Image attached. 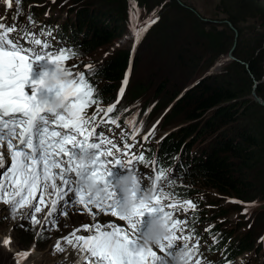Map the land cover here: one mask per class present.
I'll return each instance as SVG.
<instances>
[{
  "label": "rangeland",
  "instance_id": "374dc122",
  "mask_svg": "<svg viewBox=\"0 0 264 264\" xmlns=\"http://www.w3.org/2000/svg\"><path fill=\"white\" fill-rule=\"evenodd\" d=\"M80 1L82 4L89 3L95 8L102 7L100 11H104L106 15H110V8L107 5H113L114 10L118 12L115 16L116 19L112 16L108 17V15L101 19L103 23L106 21V27H116L119 39L113 45L109 44L105 49L97 50L84 59L75 60L77 57L75 56L72 58V64L77 62L81 67L92 65L95 70V66L98 68L101 64L106 63L111 57H115L118 51L127 50L129 59L126 76L130 74V77L126 86L123 98L125 101L122 108L128 109L125 113L131 112L134 114L137 113L138 109L143 110L141 112L142 119L148 118V115L153 116L147 120L146 130L154 124L157 125L165 121V127H159L155 135L166 138V136H170L182 127L192 123L197 125L196 131L200 129L202 133L208 128V123L223 124L224 114H226V118L234 117L236 119L237 123L233 131L236 130L237 125L241 129H245L244 135L240 136V133H238L234 139L228 140V142L246 149L248 152L247 157L239 162V160L232 158L235 154L231 152L226 153L225 156L229 162H233V164L236 162L241 170V172H233L235 175L232 174V176L236 178L237 175V179H239L238 176L243 174L251 182L249 184L252 187L247 192L246 189L242 188L244 192L241 193V196H236L229 189L220 192L210 184L196 180L197 178L194 176L195 167H198L199 163L203 161L204 155L196 161L193 160L188 165L186 164L183 168L184 174H177L173 185H176L179 190L181 188L187 189L190 200L197 205L195 209H189V211H192L194 220L192 225L198 234H202L204 237H216L218 241L225 239L227 236L225 243L243 236L246 240V237L250 234L248 236L249 241L247 243L245 241V245L250 243L249 248L243 246L248 250L247 253L246 251L240 252L234 259L235 263L264 264V245L260 244L256 249V253H253L257 245V238L255 237L252 240L253 235L251 234L252 229L253 233L256 234L264 230V222L262 221L260 222L262 224H260L257 221L261 216L264 217V100L258 96L264 94V61L261 62L262 57L256 61L253 59L254 65L256 67L261 65L262 69V76L258 81L247 72L248 65L246 63L251 54H254L253 58H256L260 55V51L264 49V0H249L248 4L251 8H248V5L247 9L245 8L242 12L238 11L237 6L234 4L236 0ZM252 1L258 2L259 7L258 5L253 6ZM33 3L43 2L23 0L22 8L25 9L24 7L27 5H34ZM68 3L74 6L73 2ZM81 3L76 4L74 7L80 11L86 8L90 9L89 6H82ZM55 7L59 10V7ZM134 8L137 9L139 16L137 19L130 20ZM226 11H229L231 15L227 16ZM150 12L158 15L159 21L152 26L146 37L143 36L140 42L136 43L134 30L141 27L140 21L149 16ZM60 13L65 17L64 20L67 19V13L64 12V9ZM247 13L251 17H238L236 30L235 32L232 31L230 20H235L236 15L242 14L243 16ZM69 16L73 20V16L76 18V13H71ZM124 30H127L128 34ZM88 37L91 38L92 34L84 33V38ZM75 50L71 49V51ZM134 52H136L137 58L134 65H132ZM65 67L71 68L73 72L82 70L72 67L71 60L66 63ZM160 71L163 75L161 77ZM87 76L96 90L104 87V81L96 77L92 78L89 72ZM192 76L197 77L192 80ZM164 79L167 80L164 81ZM139 83L148 89L142 96L131 99V89ZM202 84L209 86L212 90H221L222 92L229 90L230 85L231 90L229 91L232 97L217 106L219 111L216 108V114L211 109L199 114L197 118L187 120L184 114L178 112L185 105V96L192 92L189 98L193 99L195 95L200 93ZM121 85L122 83L118 84L116 92ZM195 86L196 88H193ZM185 93L186 95L182 97ZM157 102L158 104L155 106ZM175 104V108L172 109L171 107ZM95 107H89L86 112L91 114ZM228 107L231 108L224 112ZM164 114L166 115L164 116ZM207 115L209 117L205 119ZM133 116L135 117V115ZM223 126L226 127L225 130L228 127V125ZM216 128L214 127L212 132H208V130L207 132L214 135L219 130ZM195 135L196 133L185 134L183 137L188 136L187 138H190ZM201 140L200 145L203 147L204 144L210 141L209 139L205 141L204 138ZM220 141L219 139L216 140L215 145L217 147L213 152L220 149L222 143ZM253 161L256 162L254 165H252ZM231 165L227 167L230 168ZM173 170L174 168H171V174ZM229 172L232 173L231 170ZM1 174L2 169H0ZM190 174L193 176L192 179L188 178ZM175 198L180 200L181 204L184 203V200L180 199L178 195H175ZM232 201H237V203ZM77 211L78 207L73 208L69 216L61 217L57 215L56 226L53 227L49 224L47 230H45L44 227L32 224L28 219L22 218V214L26 215V210L22 209L13 213L9 206L0 202V241L5 237L12 238L10 247L0 244V264H21L20 259L28 254L41 256L38 261L39 264H72L70 259L65 256L70 246L66 252L61 253L54 249V245L57 241L62 240V237L72 232L80 223L92 222L91 216L86 211L79 215L76 214ZM93 211L95 210L93 209ZM42 214L36 215L39 217ZM75 216L80 217L78 223L74 221ZM107 219V217H97L100 222ZM251 223H254L252 229L250 228ZM227 231H230V233L227 234ZM35 240L38 241L39 246L34 245ZM192 241L195 242V239L189 243L191 244ZM201 246L203 245L201 244ZM200 258L205 260L208 256L203 253ZM192 264H195L194 259Z\"/></svg>",
  "mask_w": 264,
  "mask_h": 264
},
{
  "label": "snow or ice",
  "instance_id": "6c2138e0",
  "mask_svg": "<svg viewBox=\"0 0 264 264\" xmlns=\"http://www.w3.org/2000/svg\"><path fill=\"white\" fill-rule=\"evenodd\" d=\"M13 3L18 5L19 0H7L6 7L12 8ZM138 16L134 8L130 20ZM158 21L156 14L141 20V27L134 30L135 42L139 43ZM15 28V24L7 25L4 18H0V169L4 170L0 175V202L13 213L26 210L22 218L45 230L49 224L56 226L57 215L69 216L73 208L82 206L76 214L86 210L92 222L80 223L54 245L61 253L71 247L72 264H174L179 251L188 252L193 261L199 253V238L193 237L194 228L187 227V216L180 219L174 213L181 209L187 213L197 205L190 199L181 204L173 192L165 190L175 177L166 176L163 168L154 169V179L147 172L138 175L139 164L145 162L146 157L144 151L139 154L131 151L136 146L135 119L125 120L133 126V135L132 142L124 143L123 147L115 142L114 134L110 137L105 136L103 130L97 132L104 125L121 127L120 117L128 109L118 112L116 105L124 98L129 80L122 81L113 104L101 107V97L86 75L74 74L71 68L65 67V61L76 56L74 51L53 46L47 39L42 42L35 38L36 33L10 36ZM40 35H44L43 29ZM26 36L33 39L25 40ZM21 40L38 47L25 46ZM43 60L55 65V70L45 72L39 81L31 80L33 64ZM58 71H64L71 79L54 90L46 89L45 80ZM57 99L68 104L67 113L51 111L50 105ZM92 105L96 106L95 110L88 114L86 109ZM112 113L115 115H110ZM154 128L155 125L143 136V141H148ZM120 139H124L123 133ZM85 155L90 158L89 162L81 164ZM118 166L137 175L141 181L139 195L133 196L135 208L130 216L119 213L125 203L123 190L117 187L119 182L109 179L113 168ZM89 179L100 185L106 197L83 191V183ZM144 179L151 183H143ZM149 188L153 197L146 205L143 197ZM40 213L43 214L37 217ZM100 216H110L124 224L112 220L101 223L97 220ZM145 217H150L146 227ZM153 220H170V237L158 247L146 249L143 238ZM81 232L86 234H78ZM193 239L195 242L190 246ZM178 240L182 241L179 245ZM11 243V237L0 241L5 247H10ZM195 264H201L200 260ZM224 264L231 261L225 257Z\"/></svg>",
  "mask_w": 264,
  "mask_h": 264
},
{
  "label": "trees",
  "instance_id": "16d2710c",
  "mask_svg": "<svg viewBox=\"0 0 264 264\" xmlns=\"http://www.w3.org/2000/svg\"><path fill=\"white\" fill-rule=\"evenodd\" d=\"M38 1L45 3V5L47 7L54 8V6L51 4V3H53V0H38ZM68 2H73V5L76 6V4L81 3V1L79 2V0H61V1L57 0V3H56V6L59 7V10L57 9V11L59 13L62 9H64V12L67 13V19H66V22L64 24V28L66 30H69L71 35L69 38L70 41H69L68 46L66 48L69 50H71V49L75 50L76 49L74 51L76 53V56H77L75 58V60H81V59H84L88 56H91V54H94L97 50L105 49V47H107L109 44L113 45L114 42L117 39H119V36L116 32L117 31L116 27L112 28L108 25L109 24L108 23L107 26L110 27V28H108L105 26L106 21L103 23L101 18L105 17L106 14H104V11H100V9H102V7L101 8H95L89 3L88 4H82L81 3L82 6H84V5L89 6L90 9L86 8V9H83L82 11H80L79 9H76L74 6L71 5V3L69 4ZM248 3H249V0H236V2L234 4H235V6H237V10L242 12V10H244L245 8L247 9V6L249 5ZM251 4L253 6L258 5V7H259V3L256 1H252ZM107 7L110 8V15L107 14L108 17L112 16L115 18V16L118 14V12H116L114 10L115 7L113 5H107ZM249 7H250V5L248 6V8ZM71 13L72 14L76 13V18L73 16V20H72V17L69 16V14H71ZM151 14H152V12H150V15ZM59 15H61V13ZM226 15L230 16L231 13L229 11H226ZM238 17L239 18H241V17L242 18H248V17H251V15L249 13L244 14L243 16H242V14H240V15H236L235 20H233V19L230 20V22H229L230 27H231V30L234 32L236 30L235 29L236 28V22L239 19ZM122 27H123V29L125 28L124 24L122 25ZM151 29H152V27H151ZM124 31H126V33H127V30H124ZM86 32L91 33L92 37L91 38H89V37L84 38V33H86ZM149 32L150 31H148V33ZM147 34L144 35V37H146ZM257 49H258V47H257ZM185 52H187V51H185ZM185 55H186V53H185ZM253 57H254V54H251V56H249V58H247V60H246L247 61L246 63L248 65L247 72H249L251 75H253L255 80L258 81L262 76V69H261V65L259 67H256L254 65L253 59L256 61L258 59L260 60V57H262L261 62L264 61V49L260 51L259 56H257L256 58H253ZM136 58H137V55H136V52H134L132 65H134ZM128 59H129L128 51L127 50H121V51L117 52L115 57H113V58L111 57L106 63L98 66V68L95 67V70H94V68H92V69H89V71H87V73L89 72V75L92 78L96 77V78H99L100 80L105 82L104 87L100 88V90L98 91V94L101 97V104L110 103L114 99L115 91L118 87V84L123 80V78H124V76L128 70ZM80 63H82V62H80ZM90 71H91V73H90ZM161 76H163V75L161 74V71H160V77ZM129 77H130V75H129ZM196 77L197 76H192L191 78H192V80H194ZM263 77H264V73H263ZM166 80L167 79H164V81H166ZM263 81H264V79H263ZM196 86H197V84H196ZM196 86L193 88H196ZM229 87L230 88H228V89L231 90L230 85H229ZM147 89L148 88H145L143 86V84H141V83L135 85L131 89V97L130 98L135 99L139 96H142V94L145 93ZM200 89L201 90H200L199 94L196 91H193L194 93L198 94V95H195V97L193 99L189 98V96L192 92L188 96H185L186 93L182 95V97L185 96L184 100L186 102L184 101L185 105L183 106V108L178 113L184 114L185 117L187 118V120H192L194 118H197V116L199 114L204 113V112L211 110V109L216 114V108L219 111V107H217V106L222 104V102H224L225 100L230 99L232 97L231 92L229 90H226L225 92H222L221 90H212L209 88V86H206L203 84L200 86ZM258 96L264 100V94L258 95ZM124 101L125 100L122 101V105H123ZM157 104H158V102L155 103V106ZM175 106H176V104L174 106H172L171 108L173 109V108H175ZM159 107H161V106H159ZM230 108L231 107H228V109H226L224 112L228 111ZM121 109L122 108H119L117 111L119 112V111H121ZM172 109H171V111H172ZM222 109H220V110H222ZM142 111L140 109H138L136 116H137V120L140 123L142 122V126H144L148 123L147 120L151 119L153 116L148 115V118L145 117L144 119H142L141 118V112ZM171 111H170V113H171ZM165 115L166 114H164V116ZM208 117H209L208 115L205 116V119H207ZM171 121H172V119L170 120V123H171ZM236 123H237V121L234 117L226 118V114H224V123L223 124L213 123V122L208 123V125H207L208 128L205 129L202 133H201L200 129H198V131H196L197 125L195 123H192L186 127H182V129H180V130H177L178 131V132L176 131L177 133L174 132L170 136L169 135L166 136V138H164L163 145L165 147H170L172 149L173 148L178 149L182 145L185 146L186 144H188L186 148H188V146H189L191 159L188 160L187 165L189 163H191L193 160L196 161L197 159H199V157L204 155L203 161L201 163H199L198 167H195L196 169L194 168L195 169L194 176L197 178L196 180L204 181L205 183L210 184L211 186H213L215 189H217L220 192H225L226 190L229 189L236 196H241V193L244 192L243 189H246L245 191L247 192V190H249V188H251L252 186L249 184L250 181H248L246 175L242 174V175L238 176L239 179H237V175H236V178H234L232 176V174L235 175V173H233V172H235V171L241 172V170L238 168L236 162H234V164H233V162H229L228 158L225 156L226 153L231 152V153L235 154L234 156H232V158L239 160V162L243 158L247 157L248 152L246 149H242L241 147H237V146L233 145L232 142H228V140L234 139L236 134L240 133V136H241V135H244V133H245V129L244 128L241 129V127H239L238 125L236 126V130L233 131V128L236 125ZM165 125H166V123L164 121V123L157 124L155 129L157 130L159 127H162V126L165 127ZM223 125H228L226 130H225L226 127ZM216 126H218V127L216 128ZM214 127L216 129H219V130L214 135H210L208 132H212V129ZM207 130H208V132H207ZM194 133H196V135L193 137H190V138H187L188 136L183 137L185 134L191 135ZM154 134H156V131L154 132ZM185 138H187V139H185ZM202 138H204L205 141L207 139L210 140L209 142L204 144V147L202 145H200ZM217 139L221 140L220 141V143L222 142L221 147L218 151L213 152L215 147H217L215 145V142ZM249 140L251 141V139H249ZM210 150H211V152H210ZM163 153H164V155L170 154V152H167V151H164ZM176 158H177L176 155H172L169 158L170 164H167V167L176 163L177 164V166H176L177 173L179 175H182L179 173L181 170V167L179 165V162L176 161ZM200 160H202V159H200ZM255 163L253 161L252 165H254ZM228 165H231L232 167L228 168L227 167ZM194 169H193V171H194ZM230 170L232 171V173L229 172ZM188 176H189L188 178H190V179H192V177H193L191 174ZM182 191H184L185 194L187 193V189H184ZM185 197H187L186 200L190 199V196L188 194ZM257 221H259V223L262 221L264 222V217L261 216L260 218H258ZM260 224H262V223H260ZM253 227H254V223H251L250 228L252 229ZM229 233H230V231H227V234H229ZM251 234L253 235L252 240L255 237L257 238L256 239L257 245H256L254 252H253V253H256V249L260 246V244L262 246L264 245V240L261 239V238H264V230L260 231L258 234H256V233H253V229H252ZM248 236L246 237V240H245V236H243V237H240L238 239H232L231 241H228L227 243H225L227 241V236L225 239L223 238V240L220 239L219 241L216 239V237L211 239L210 237H204L203 236L204 239H211L210 243L207 245L205 252H206L208 258L212 257L211 260H213V256H214V258L217 259L216 262H214V264H224L225 257L227 258V260L231 261V264H236L234 259L237 257V255L240 254V252L243 253L246 251V253H247V251H248L245 247H243V246L250 245V243H248V245L247 244L245 245V241H246V243L249 241ZM34 245L39 246L40 244L38 243L37 240H35ZM248 248H249V246H248ZM263 253H264V249H263ZM214 254H217V255H214ZM211 260H210V262H211Z\"/></svg>",
  "mask_w": 264,
  "mask_h": 264
},
{
  "label": "clouds",
  "instance_id": "9594fccd",
  "mask_svg": "<svg viewBox=\"0 0 264 264\" xmlns=\"http://www.w3.org/2000/svg\"><path fill=\"white\" fill-rule=\"evenodd\" d=\"M42 4L45 5V3H42ZM70 79L71 77L67 76L64 71L54 72V73L49 74V76L44 82V87L49 90H54L62 82L69 81ZM50 109L53 112L63 111L67 113L69 111L68 104L65 101L60 100V99L55 100L50 105ZM89 159L90 158L87 155H85L81 159L80 163L87 164L89 162ZM140 184H141L140 178L137 175L132 174V173H127L119 180L117 187L123 190V195L125 198V203L119 209V213L121 215L130 216L133 214L134 208H135L133 196L139 195L141 191ZM83 191L86 194L90 193L92 196H97V197H106L107 195L94 179H89L83 183ZM152 197H153L152 189L149 188V190L144 193V197H143L144 203L146 205L150 204L152 202ZM170 222H171L170 220H167V221L153 220L152 221L150 228L145 233L144 238H143L144 246L146 249L158 247L160 243L167 242V240L170 237V233L168 231V225L170 224ZM174 264H192V259L190 258V254L186 251H179L178 254L176 255Z\"/></svg>",
  "mask_w": 264,
  "mask_h": 264
},
{
  "label": "bare ground",
  "instance_id": "6f19581e",
  "mask_svg": "<svg viewBox=\"0 0 264 264\" xmlns=\"http://www.w3.org/2000/svg\"><path fill=\"white\" fill-rule=\"evenodd\" d=\"M157 126V125H156ZM155 126V127H156ZM150 129H152V127H149V130ZM135 163V162H134ZM176 166H177V164L175 163V164H173V165H171V166H169L168 167V170H169V176L170 177H175L178 173H177V170H176ZM171 168H174V170H173V172H172V174H171ZM126 172H127V170H123L122 168H118V169H116L115 171H114V173H113V175L109 178L113 183H118L119 182V180L126 174ZM140 174V172H138V175ZM162 183H164V181L162 182ZM166 191H171V192H173V193H175V195H178L179 197H180V199H182V200H186V198L187 197H185V196H187V193L185 194V192L184 191H182V190H184V188H181V190H179V188L176 186V185H173V183H172V185L170 186V187H168V188H166L165 189ZM73 212V211H72ZM103 218H105L106 216H102ZM107 220H111V219H107ZM74 221L76 222V223H78L79 221H80V217H78V216H75L74 217ZM101 223H103L102 221H101ZM77 226H79V225H77ZM76 226V227H77ZM78 234H86V233H83V232H81V233H78ZM195 235H197V236H201L202 238H203V236H202V234H198L197 233V231L195 232ZM212 239V238H211ZM204 240H206V239H204ZM208 245V244H207ZM207 245H205V246H199V249H203V253L204 254H206V252H205V250H206V248H207ZM52 250V249H51ZM52 252V251H51ZM57 254V253H56ZM203 255V254H202ZM65 256H67L69 259H70V261L72 262L73 261V254H72V250H71V247L68 249V251H67V253H66V255ZM28 257V258H27ZM21 258V257H20ZM19 258V259H20ZM40 258H41V256H39V255H37V256H31V254L29 255H27L26 257H22L20 260H21V264H39L38 263V261L40 260ZM201 259V258H200Z\"/></svg>",
  "mask_w": 264,
  "mask_h": 264
}]
</instances>
